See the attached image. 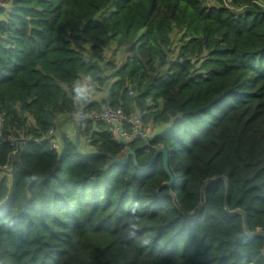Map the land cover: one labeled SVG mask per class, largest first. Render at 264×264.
<instances>
[{
  "label": "trees",
  "instance_id": "16d2710c",
  "mask_svg": "<svg viewBox=\"0 0 264 264\" xmlns=\"http://www.w3.org/2000/svg\"><path fill=\"white\" fill-rule=\"evenodd\" d=\"M6 3L0 264H264L263 1ZM108 107L161 130L173 186L161 155L141 168L157 150L100 125L61 152L5 141Z\"/></svg>",
  "mask_w": 264,
  "mask_h": 264
},
{
  "label": "built area",
  "instance_id": "2783aa9c",
  "mask_svg": "<svg viewBox=\"0 0 264 264\" xmlns=\"http://www.w3.org/2000/svg\"><path fill=\"white\" fill-rule=\"evenodd\" d=\"M7 7L6 0H0V8ZM73 126V133L62 131L59 127H51L46 132L39 135H30L26 131L22 140L16 139L14 136H7L6 142L13 147V154L19 151L21 145L34 143L39 147L48 148L50 151L61 152L66 141H75V136L79 131H85L89 125H100L105 128L111 139L118 145H129L132 142L143 143L146 152L150 150H159L164 148L161 145H152V141L157 131L152 125L146 124L140 115L134 112L126 114L122 109H113L111 107L104 108L101 111H84L78 110L72 113L67 119ZM5 123L3 117L0 118V127ZM5 138L0 130V139ZM11 167L7 164L0 166V177L4 171H11Z\"/></svg>",
  "mask_w": 264,
  "mask_h": 264
},
{
  "label": "rangeland",
  "instance_id": "374dc122",
  "mask_svg": "<svg viewBox=\"0 0 264 264\" xmlns=\"http://www.w3.org/2000/svg\"><path fill=\"white\" fill-rule=\"evenodd\" d=\"M262 1L264 3V0H262ZM125 57H126V55L123 54L122 51H116L115 48H113V47L106 50V52L104 53L105 62L106 61H112V59H113L114 64H116L117 66H119L122 63V61ZM86 92H88L90 99H96V100H101V98L104 94L103 89H101V91H97V92H96V90H91V91H86ZM155 129L157 130L158 128H155ZM160 131L161 130H157L155 132L159 133ZM79 147L81 149L84 148L85 150H83V149L82 150L87 151V152L92 150V149H89V147L87 146L85 141H83L81 144H79ZM128 152L124 153L125 154L124 157H126V154Z\"/></svg>",
  "mask_w": 264,
  "mask_h": 264
},
{
  "label": "water",
  "instance_id": "95a60500",
  "mask_svg": "<svg viewBox=\"0 0 264 264\" xmlns=\"http://www.w3.org/2000/svg\"><path fill=\"white\" fill-rule=\"evenodd\" d=\"M159 155L162 156L164 170L168 174V176L170 177V181L168 183H166V186L171 187V186H173L175 180H174V177H173V175H172V173H171V171L169 169V166H168L169 152H168V150L166 148H161V149L157 150L156 153L154 154V156L152 157V159L150 160V162L146 166H143V167H141V166H139L137 164L136 155H135V152L134 151H129L126 154L125 160H119V162L121 164H125V163H127L129 161L130 156H132L133 157V163H134L135 166L141 167L143 169H147L150 166H152L153 162L157 159V157Z\"/></svg>",
  "mask_w": 264,
  "mask_h": 264
},
{
  "label": "crops",
  "instance_id": "0c3cea01",
  "mask_svg": "<svg viewBox=\"0 0 264 264\" xmlns=\"http://www.w3.org/2000/svg\"><path fill=\"white\" fill-rule=\"evenodd\" d=\"M59 128L64 132L73 133V127L68 122H62Z\"/></svg>",
  "mask_w": 264,
  "mask_h": 264
}]
</instances>
